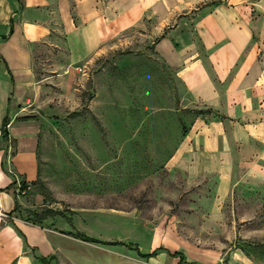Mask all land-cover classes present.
<instances>
[{
  "label": "crops",
  "instance_id": "0c3cea01",
  "mask_svg": "<svg viewBox=\"0 0 264 264\" xmlns=\"http://www.w3.org/2000/svg\"><path fill=\"white\" fill-rule=\"evenodd\" d=\"M134 28L169 71L167 86L180 92L181 137L167 168L184 171L188 184L212 198L201 229L229 230L236 239L238 223L226 220L223 204L243 185L264 186V0H0V189L5 211L16 217L0 230V264H34L31 250L57 264H180L172 253L196 264L222 255L212 250L211 257L205 244L190 253L174 227H147L134 209L122 213L148 233L146 248L78 225L77 212L96 214L92 208L47 207L62 213L55 221L62 230L48 225L55 217L27 222L24 213L44 203L40 192L29 193L43 180L51 114L65 116L69 69L92 67ZM241 253L231 252L229 264H242Z\"/></svg>",
  "mask_w": 264,
  "mask_h": 264
},
{
  "label": "rangeland",
  "instance_id": "374dc122",
  "mask_svg": "<svg viewBox=\"0 0 264 264\" xmlns=\"http://www.w3.org/2000/svg\"><path fill=\"white\" fill-rule=\"evenodd\" d=\"M139 31L126 33L92 67L69 69L61 87L65 116L51 114L41 145L43 180L29 193V198L35 192L44 197L34 211L92 208L96 214H74L76 223L113 241L141 242L146 248L148 233L130 222L143 221L151 228L174 227L190 253L204 244L211 257L212 250L222 253L196 264H229L234 250H241L236 259L242 264H264V186L243 185L223 204L226 220L238 223L231 242L225 234L229 230L201 229L212 204L211 197L201 196L202 186L188 184L184 171L167 168L181 137L180 92L167 86L169 71L159 66ZM133 209L134 220L122 213ZM82 216L89 221L84 223ZM59 219L55 216L48 225L62 230L55 223ZM30 254L34 264H45L38 259L41 254ZM47 260L57 264L53 257Z\"/></svg>",
  "mask_w": 264,
  "mask_h": 264
},
{
  "label": "trees",
  "instance_id": "16d2710c",
  "mask_svg": "<svg viewBox=\"0 0 264 264\" xmlns=\"http://www.w3.org/2000/svg\"><path fill=\"white\" fill-rule=\"evenodd\" d=\"M31 213V219H29V221L27 222H30L32 224H40L42 220H44L45 218H48V217H55V216H59L61 215L62 213L60 212H57V211H54V210H51V209H46V210H43L41 212H36V211H30ZM80 239H82L83 241H86V242H93V243H100V241L96 240V239H92V238H89L87 237L86 235L84 234H81V233H77L76 234ZM108 244H116V243H108ZM164 250L163 248H159L157 249L156 251H154L153 253L151 254H146V255H143L145 257H152V256H155L158 254V252ZM171 254V253H170ZM171 255L175 256V257H178L180 256L181 257V262L180 264H184V261H183V258H182V255L180 253H172ZM38 259L42 260L45 264H51L49 263V261L47 260V258L45 257H39ZM186 264H194V263H186Z\"/></svg>",
  "mask_w": 264,
  "mask_h": 264
},
{
  "label": "built area",
  "instance_id": "2783aa9c",
  "mask_svg": "<svg viewBox=\"0 0 264 264\" xmlns=\"http://www.w3.org/2000/svg\"><path fill=\"white\" fill-rule=\"evenodd\" d=\"M17 194L18 195H25L26 190L23 188L22 182L17 181ZM2 190L0 189V230H2L5 226H7L9 223L16 220V217L12 213H7L4 209L3 201H2Z\"/></svg>",
  "mask_w": 264,
  "mask_h": 264
}]
</instances>
